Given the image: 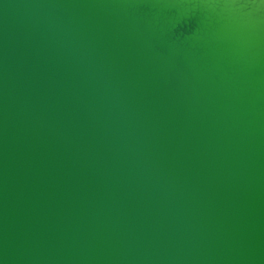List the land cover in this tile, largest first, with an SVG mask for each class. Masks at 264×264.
I'll return each instance as SVG.
<instances>
[{"label":"water","instance_id":"water-1","mask_svg":"<svg viewBox=\"0 0 264 264\" xmlns=\"http://www.w3.org/2000/svg\"><path fill=\"white\" fill-rule=\"evenodd\" d=\"M0 264H264V0H0Z\"/></svg>","mask_w":264,"mask_h":264}]
</instances>
